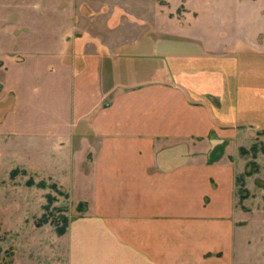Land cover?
I'll list each match as a JSON object with an SVG mask.
<instances>
[{
  "label": "rangeland",
  "instance_id": "374dc122",
  "mask_svg": "<svg viewBox=\"0 0 264 264\" xmlns=\"http://www.w3.org/2000/svg\"><path fill=\"white\" fill-rule=\"evenodd\" d=\"M207 43L241 63L225 73L224 100L192 97L219 120L205 160L232 173L234 264H264V0H0V264H70L69 227L92 187L81 139L67 138L82 62L106 81L109 54ZM206 142L193 146L198 161Z\"/></svg>",
  "mask_w": 264,
  "mask_h": 264
},
{
  "label": "crops",
  "instance_id": "0c3cea01",
  "mask_svg": "<svg viewBox=\"0 0 264 264\" xmlns=\"http://www.w3.org/2000/svg\"><path fill=\"white\" fill-rule=\"evenodd\" d=\"M212 48L109 54L106 81L82 62L71 82L77 129L67 138L81 139L92 187L88 212L69 227L70 264H234L232 173L224 179L205 160L219 120L192 97L224 100L225 73L241 60ZM219 116L230 122L221 108Z\"/></svg>",
  "mask_w": 264,
  "mask_h": 264
},
{
  "label": "trees",
  "instance_id": "16d2710c",
  "mask_svg": "<svg viewBox=\"0 0 264 264\" xmlns=\"http://www.w3.org/2000/svg\"><path fill=\"white\" fill-rule=\"evenodd\" d=\"M60 232H62V231H60Z\"/></svg>",
  "mask_w": 264,
  "mask_h": 264
}]
</instances>
